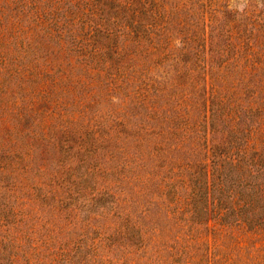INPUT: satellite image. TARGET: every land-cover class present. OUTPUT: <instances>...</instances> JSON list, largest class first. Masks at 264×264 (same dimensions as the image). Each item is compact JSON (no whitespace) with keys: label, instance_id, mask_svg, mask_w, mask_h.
<instances>
[{"label":"rangeland","instance_id":"1","mask_svg":"<svg viewBox=\"0 0 264 264\" xmlns=\"http://www.w3.org/2000/svg\"><path fill=\"white\" fill-rule=\"evenodd\" d=\"M52 1L24 0L22 8L0 0V263L155 261L182 232L162 215L169 176L158 167L183 157L164 148L182 144L186 126L210 128L218 152L239 157L237 179L227 178L213 198L222 207L232 195L238 205L254 202L262 182L250 166L258 158L264 166V0H206L214 30L206 113L191 92L203 85L199 56L177 51L194 27L182 28L188 16L170 14L145 36L118 25L109 49L82 35L87 23L71 2L83 0H63L58 12ZM48 11L54 20L38 17ZM234 223L211 263L264 264V226ZM137 231L141 242L128 238ZM180 244L163 250L167 264L184 263L183 255L172 262Z\"/></svg>","mask_w":264,"mask_h":264},{"label":"trees","instance_id":"2","mask_svg":"<svg viewBox=\"0 0 264 264\" xmlns=\"http://www.w3.org/2000/svg\"><path fill=\"white\" fill-rule=\"evenodd\" d=\"M23 1L13 0V3L16 7L23 8L25 7ZM61 1L63 0L52 1L51 5L55 6L54 11L58 12L60 10ZM71 3L74 4L71 5L72 7L80 8L77 20L81 23H87V28L82 27L85 30L82 35L88 40L94 41V44L100 42L102 46L106 45L109 49L112 48V42L118 35V30L115 28L119 30L121 28L116 27L118 25L126 27L124 32L130 34L141 33L142 36H145L152 28L158 26L162 28V20L166 24L167 17L170 14L183 15L185 18L188 16L189 18L184 19L182 28L187 24L186 22L194 23V27L191 28L187 25L189 34L178 40V47L180 45L181 47L177 48V51L183 54L181 56L187 55L188 52L199 56L201 69H203V85H201L202 83L199 84L191 92L192 94L193 92H199V96H201V99L199 98L200 103L204 107L205 113L206 110L211 108L210 106L213 104L208 91L207 72H209V64L213 59L212 41L214 39L210 35L213 30L211 27L209 29L210 19L206 17L208 11L206 0H83L81 6L78 1ZM51 13V11L43 12L41 15L38 14V17H45V19L51 21L54 20ZM37 24L42 25L39 22ZM215 52L219 53L220 51L217 49ZM174 60H176L175 57ZM202 62L206 63L202 64ZM144 90L149 92V88ZM136 97L141 101L145 100L142 93L136 94ZM189 102L191 104V101ZM204 118L206 119V115ZM180 134L183 138L182 144L169 145L164 149L171 152V155L182 153L183 157L178 161L170 159L160 165L158 170L165 173L166 177L169 176L167 177L168 181L161 187V208L164 207V211L161 213L166 215L168 219L169 216L175 218L178 224L182 225V232L178 230L177 234L179 235L171 238L170 243L161 245L160 254L155 261H150L149 264H167L170 254H165L163 250L172 252L179 243H181L180 248L174 252L177 258L173 259L172 262L175 263L183 255V264H212V248L223 244L221 239L233 228L234 220L233 223L225 221V216L236 214L237 218L234 226L237 227L242 226L243 228L257 230L260 225L264 226V204H261L259 208L257 204H254L260 200L264 202V166L259 158L256 159V167L250 166L256 172V178L262 182L261 187L252 191L255 195L254 202L252 199H247V201H243L238 205L234 200L235 195H232L230 206L222 207L219 200L213 198V193L215 194L223 188L227 178L232 183L237 179L236 171L240 167L237 153L232 152L231 155L227 156L218 152L217 143L215 144L211 140L210 128L209 131L205 130V133L199 134L196 127L186 126ZM164 136L159 137L156 133L153 137L161 139L159 142H162ZM173 138L174 136H170V141ZM153 152L156 154L155 158H161L160 154H157L156 151ZM165 188H169L166 193ZM169 194H171V198ZM167 197L169 199L166 202ZM171 204L172 207L169 206ZM261 207H263L262 210ZM243 210H246V212H242ZM250 211H252L251 215ZM174 213L176 214L175 217L171 215ZM256 215L258 217L261 215V218L259 217L258 221L251 226V222L255 220ZM213 220L214 223H212ZM173 225H176V222H173ZM118 233L122 236L120 231ZM213 235L218 236L216 242ZM162 236H165L163 230L161 232ZM128 238L134 242H141L144 239L140 236L139 231L128 235ZM141 248L145 249L146 247L141 245Z\"/></svg>","mask_w":264,"mask_h":264}]
</instances>
